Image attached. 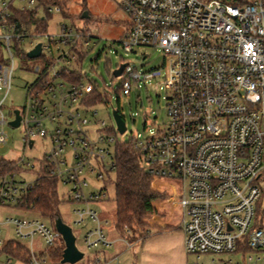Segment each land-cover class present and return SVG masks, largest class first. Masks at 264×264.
<instances>
[{"label":"built area","instance_id":"obj_1","mask_svg":"<svg viewBox=\"0 0 264 264\" xmlns=\"http://www.w3.org/2000/svg\"><path fill=\"white\" fill-rule=\"evenodd\" d=\"M0 6V50L8 54V63L0 64V90H5L0 107L14 67L12 41L43 36L30 49L40 43L44 64L34 67L37 77L27 85L25 104L18 109L23 147L48 138L36 176L46 168L69 184L72 201L86 204L73 212L76 223L90 219L94 224L83 235L87 249L108 245L104 222L87 206L104 193H84L87 174L99 178L101 168L114 169L113 133L103 121L95 138L86 128L89 107L105 96L81 71L83 53L94 44L91 28L62 23L50 34L17 31L14 10H32L45 19L61 12V6L40 0H0ZM122 6L130 18L119 41L123 49L151 46L163 53V72L139 73L127 62L115 68L122 65L118 75L112 71L120 78L115 91L121 95H129L132 84L163 74L167 121L132 138L151 185L165 194L152 206L166 212L165 224L182 231L186 254L233 253L244 240L264 254V228L253 226L264 194V0H123ZM7 122L0 110V145L9 140L3 127ZM13 161L21 170L0 176V204L19 207L34 180L16 181L15 176L34 165L22 157ZM7 222L20 241H28V264H45L32 241L38 236L46 246L54 245L61 237L55 228L37 217H9Z\"/></svg>","mask_w":264,"mask_h":264},{"label":"rangeland","instance_id":"obj_2","mask_svg":"<svg viewBox=\"0 0 264 264\" xmlns=\"http://www.w3.org/2000/svg\"><path fill=\"white\" fill-rule=\"evenodd\" d=\"M61 6V12H53L47 18L48 28L46 33H55L59 29V25L64 23L73 27L90 26L91 33L94 37V44L91 43L85 49L84 57L81 62V71L86 74V80L92 82L101 88L103 101L93 104L87 111L89 125L86 127L92 138L97 137V128L103 121L107 126V131H111L115 137V141L123 142L133 138L137 133H145L148 128L155 129L157 126L162 127L167 121L166 115V96L167 90L163 83V74L157 77L143 79L136 84L131 85L129 95H121L116 90L119 85V76H114L112 71L122 63H129L139 73H144L152 68H160L163 72V53L161 50L151 46H136L132 51L127 52L119 43L123 31L129 25V15L123 9V0H57ZM1 9V6H0ZM88 13V18L81 17L83 12ZM40 14L42 11L39 12ZM43 36H33L27 38L20 43H11V51L14 59V67L11 73L10 86L6 94L0 110L4 114L6 121L12 118L14 109H20L25 104L27 97V85L34 81L37 77L34 67L36 65L43 66L44 57L42 55L29 58L26 52L33 43L43 41ZM31 41V43H30ZM8 54L3 49L0 50V64L8 63ZM71 66H74L72 63ZM5 90H0V99L3 97ZM96 112L95 115L92 112ZM114 112H118L125 123V131L119 133L116 130L114 122ZM7 130L9 140L6 144L0 145V157L6 160H17L24 158L34 165L32 170H25L17 173L16 181L31 182L36 178V171L39 160L49 149L48 138H37L31 148L24 150L23 126L12 127L7 123L3 125ZM96 165V164H95ZM100 168V167H96ZM102 170V177L87 174V186L84 187L85 195L90 190L101 191L104 197L100 200L89 201L87 206L96 210L98 216L104 222L105 231L108 238L116 237L111 244L101 246L97 249H87L83 243V235L87 229L94 224L90 219H85L81 223L75 222L74 209L85 208L84 202H74L70 199L71 191L69 184H63L60 180L57 184V193L60 199L58 204L59 217L69 225L75 237L76 247L83 253V257L74 263H61L60 260L46 254L45 264H137L136 253L134 256L131 249H127L124 236L118 233L114 227L115 221V201H114V181L115 175L113 171ZM153 187V186H152ZM167 188V186H164ZM155 189V188H154ZM156 190V189H155ZM158 192V191H157ZM159 193V192H158ZM254 222L264 228V194L256 206ZM154 215H148L146 218V229L160 227L157 225L158 217H165L164 210H157ZM158 216V217H157ZM9 217H38L32 210L22 207L0 204V250L9 240H20L15 232L13 225L7 222ZM41 219V218H40ZM42 220V219H41ZM49 225L48 221L42 220ZM50 226V225H49ZM177 229V228H176ZM117 232V233H116ZM122 233V232H121ZM124 235H129V230H124ZM123 239V240H122ZM62 240V237H61ZM127 240V239H126ZM29 246L27 240H21ZM138 241V240H134ZM33 251L39 256L45 254L47 247L43 240L35 236L33 238ZM57 244H64L58 242ZM14 252L16 251L12 247ZM122 249V251H121ZM116 255V256H115ZM188 255V264H264V259L260 258L264 254L249 250L244 253H208L200 256L193 254ZM250 257V259H249ZM259 257V259H256ZM7 255L0 251V264L4 263ZM8 264H26L19 258L11 256Z\"/></svg>","mask_w":264,"mask_h":264},{"label":"trees","instance_id":"obj_3","mask_svg":"<svg viewBox=\"0 0 264 264\" xmlns=\"http://www.w3.org/2000/svg\"><path fill=\"white\" fill-rule=\"evenodd\" d=\"M41 3L50 4L58 3L57 0H40ZM59 4V3H58ZM51 14H46L45 19L35 15L32 10H14L12 20L16 21V30H27L30 32L43 33L46 32L48 24L47 18ZM86 19V18H84ZM85 53V52H84ZM83 53V54H84ZM94 97L89 99V104H93ZM113 160L115 175L114 181V201H115V221L114 227L121 236L129 241L143 240L146 238L151 229H146V218L148 215L154 214L155 209L152 201L157 198H163L165 194L158 193L151 185V175L145 170L139 150L134 146L132 138L128 141H115L113 144ZM21 170V167L13 160H6L0 157V176L11 175L13 172ZM58 180L54 176H50L46 168H42L30 188L23 194L22 205H17L27 210H32L42 220L48 221L51 227H54V220L59 216L58 204L60 202L57 193ZM258 213L255 211L254 217ZM253 226L260 227L258 223L253 222ZM170 228V226L157 227L156 230ZM129 230V235H124V230ZM122 232V233H121ZM61 237L50 248L47 247L46 254L61 259L64 244ZM22 252V254L14 252ZM251 250L244 241L239 242L236 252H246ZM1 252L7 255L19 258L28 264L29 248L20 240L7 241Z\"/></svg>","mask_w":264,"mask_h":264},{"label":"crops","instance_id":"obj_4","mask_svg":"<svg viewBox=\"0 0 264 264\" xmlns=\"http://www.w3.org/2000/svg\"><path fill=\"white\" fill-rule=\"evenodd\" d=\"M157 225H159L160 227H164L167 225L170 226V228L157 231V227H154L151 229L149 235L143 240L130 241L129 244L128 241H125L126 244H128L127 249H131L134 256L136 255V253H139L136 263L188 264V255L185 253L183 246L182 231L178 228L176 229L175 224H165V217L160 218V223H158ZM105 235L110 244L112 243V241L116 240V237L120 238L118 234L114 238H108L107 231H105Z\"/></svg>","mask_w":264,"mask_h":264},{"label":"water","instance_id":"obj_5","mask_svg":"<svg viewBox=\"0 0 264 264\" xmlns=\"http://www.w3.org/2000/svg\"><path fill=\"white\" fill-rule=\"evenodd\" d=\"M82 18H88V13L85 11L81 15ZM41 46L40 43H37L32 49L26 52V56L29 58H35L40 55ZM121 67L114 70V74L118 75L121 72ZM14 119L9 120L7 123L12 127H17L20 121V116L18 109L13 110ZM114 122L116 129L119 133H123L125 131V123L118 112H114ZM54 228L61 235L62 240L64 242V248L62 251L61 263L69 262L74 263L83 257V253L76 247L75 245V237L73 235L72 229L69 225L62 221V219L58 216L54 220Z\"/></svg>","mask_w":264,"mask_h":264}]
</instances>
